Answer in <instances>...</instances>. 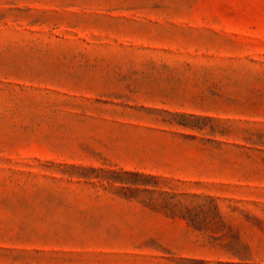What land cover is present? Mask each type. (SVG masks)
Masks as SVG:
<instances>
[{"label":"rangeland","instance_id":"1","mask_svg":"<svg viewBox=\"0 0 264 264\" xmlns=\"http://www.w3.org/2000/svg\"><path fill=\"white\" fill-rule=\"evenodd\" d=\"M0 264H264V0H0Z\"/></svg>","mask_w":264,"mask_h":264}]
</instances>
